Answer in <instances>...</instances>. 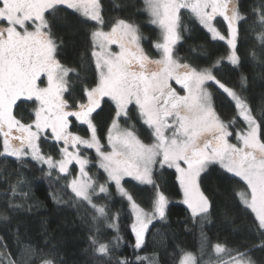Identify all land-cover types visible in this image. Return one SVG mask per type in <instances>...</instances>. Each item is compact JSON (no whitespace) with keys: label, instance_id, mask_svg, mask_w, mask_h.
Segmentation results:
<instances>
[{"label":"snow or ice","instance_id":"1","mask_svg":"<svg viewBox=\"0 0 264 264\" xmlns=\"http://www.w3.org/2000/svg\"><path fill=\"white\" fill-rule=\"evenodd\" d=\"M143 5L150 23L159 29L152 42L158 53L155 57L142 47L144 37L130 19L117 18L104 30L101 0H0V157L18 161L30 157L47 166L46 175L55 171L57 180L66 181L73 206H86L92 213L90 219H82L91 224L89 247L97 264H111L113 248L122 240L115 222L119 213L110 215L106 204L97 203L101 194L110 195L111 185L131 209L134 250L143 247L153 221L166 220L169 201L153 178L157 166L175 170L182 202L194 222H206L212 208L201 189L202 173L219 165L239 178L235 196L254 217L260 243L253 247L264 250V104L257 115L248 97L242 95L248 82L243 74L239 91L222 83L214 74L219 60L200 68L181 62L175 54L182 39L178 29L183 10L213 40L226 41L228 62L239 66L237 40L240 25L247 23L248 17L239 0H143ZM67 10H71L68 16L82 17L80 23L92 21L96 25L91 31L90 51L95 81L83 87L79 96L74 95L72 77L79 79L80 73L61 63V45L53 32L56 14ZM252 15L260 28L256 38L264 49V0L252 9ZM218 17L226 22V33L217 28ZM113 45L119 50L113 51ZM252 57L258 59L256 52ZM210 81L224 95L214 98ZM217 99L234 105L231 119L218 112ZM18 102L30 103L27 118L18 116ZM109 103L107 118L98 119ZM74 122L86 125L87 135L73 132ZM101 128L105 129L103 136ZM42 139L59 145L58 159L42 152ZM89 149L95 151V166L103 171V182L90 172L92 159L85 154ZM73 165L78 166L75 174ZM126 177L153 187L150 211L124 187ZM16 190V185L11 186L13 194ZM56 199L64 202L62 197ZM101 221L116 230L111 240L102 238ZM7 247L0 244V264H55L29 245L17 257L6 252ZM213 248L216 264H257L248 254L251 248L242 252L219 243ZM224 255L227 260L222 259ZM145 262L154 264L138 254L135 262L116 260V264ZM178 264L199 261L193 253L182 251Z\"/></svg>","mask_w":264,"mask_h":264},{"label":"trees","instance_id":"2","mask_svg":"<svg viewBox=\"0 0 264 264\" xmlns=\"http://www.w3.org/2000/svg\"><path fill=\"white\" fill-rule=\"evenodd\" d=\"M259 3L260 0H239L242 12L248 17L247 23L240 25L237 40L241 61L239 66L228 62L227 43L213 40L210 33L183 10L179 28L182 39L175 48V54L181 62L200 68L211 67L219 60L220 64L214 69V74L222 83L238 91L241 75L246 76L248 82L242 95L248 97L257 115L260 106L264 104V49L256 38L260 28L255 24L252 9ZM101 4L105 31L117 18L130 19L140 28L144 37L142 46L146 52L156 56L152 42L156 40L159 31L150 24L148 14L143 11V0H101ZM70 12L67 10L56 14L53 32L61 45V63L76 68L80 73L79 79L72 77L74 95L79 96L83 87L91 86L95 81L90 51L91 31L96 25L92 21L80 23L83 18L68 16ZM218 26L222 33H226L224 24L218 23ZM253 51L257 54V60L252 57ZM209 87L214 98L224 95L214 83H210ZM109 107L110 103L104 105L105 111L98 119L107 118ZM216 107L226 120L235 115L232 103H221L217 99ZM31 110L30 103L18 102V116L27 118ZM72 131L84 136L87 135V126L74 122ZM104 132L105 129L101 128L100 135L103 136ZM142 138L146 139L143 133ZM40 147L43 153L59 158V145L51 140L42 139ZM85 154L92 159L91 174L99 176L103 182V171L95 166V152L86 150ZM47 171L46 166L32 160L18 161L12 157H0V244H6V252L12 253L13 257H17L21 249L29 245L39 249L40 255L54 260L55 264H97L89 247L91 224L82 219H90L92 213L86 206H73V194L65 187L66 181L57 180L55 171L51 176L46 175ZM72 171L75 174L76 167ZM153 178L169 201L166 220L153 221L145 235V243L139 250H134L135 235L130 227L133 216L127 200L111 185L110 195L105 197L101 194L97 201L108 206L110 215L119 213L115 222L122 240L113 248L111 264H116V260L122 258L135 262L137 254L148 257L154 264H178L182 251L193 253L199 264H203L209 259L218 261L213 248L217 243L242 252L251 248L248 254L257 264H264V250L253 247L260 243L253 223L254 217L249 214L250 210H244L235 196L240 187L237 183L239 178L224 172L218 165L210 166L202 174L201 189L212 204L210 215L203 223L199 220L194 222L190 211L180 203L182 192L175 179V170L157 167ZM13 185L17 186L15 194L11 191ZM124 186L141 207L146 211L151 210L154 197L151 185L125 180ZM56 197H62L64 202L58 203ZM14 205L21 207L16 208ZM99 227L105 240H111L117 235L115 229L106 226V222H99ZM232 254L235 255V251ZM222 259L227 260L228 256L224 255Z\"/></svg>","mask_w":264,"mask_h":264},{"label":"rangeland","instance_id":"3","mask_svg":"<svg viewBox=\"0 0 264 264\" xmlns=\"http://www.w3.org/2000/svg\"><path fill=\"white\" fill-rule=\"evenodd\" d=\"M149 21H150V18H149ZM218 23H222V24H224L225 25V27L227 28V26H226V22H224L223 20H222V18H217V20L215 21V24H216V26H217V28L220 30V28H219V26H218ZM151 24V23H150ZM152 25V24H151ZM152 26H154L155 28H157L155 25H152ZM157 30L159 31V29L157 28ZM179 30V29H178ZM180 31V30H179ZM221 31V30H220ZM211 35V34H210ZM220 41V40H219ZM181 42V40L180 41H178V43L177 44H179ZM223 42H225L226 43V41H223ZM142 43V42H141ZM143 47V46H142ZM175 48H176V46H175ZM112 49H113V51H118L119 49H118V47L116 46V45H113L112 46ZM158 55V53H156V56ZM154 56V55H153ZM155 57V56H154ZM210 83H214V82H208V87H209V84ZM175 87H179V86H176V85H174ZM209 91H211L210 90V87H209ZM78 123V122H77ZM89 150H93V149H89ZM94 151V150H93ZM95 152V151H94ZM12 158H14V157H12ZM14 159H16V158H14ZM23 160H31V158L30 157H27V158H24ZM33 161V160H32ZM34 162H36V161H34ZM38 163V162H37ZM38 164H40V163H38ZM40 165H42V164H40ZM44 166H46V165H44ZM219 166V165H218ZM47 167V166H46ZM73 167H76V169H77V171H78V166H76V165H73V166H71V168H73ZM157 167H159V166H157ZM157 167H156V169H157ZM155 169V170H156ZM154 170V171H155ZM174 170V169H173ZM203 174V173H202ZM230 174V173H229ZM232 175V174H231ZM125 180H132V181H135V180H133L132 178H130V177H126L125 178ZM135 182H137V181H135ZM139 183V182H138ZM125 187V186H124ZM183 194H182V199H181V201H180V203L182 204V205H184L186 208H187V205H185V204H183ZM169 204V203H168ZM168 206V205H167ZM167 209V208H166ZM188 209V208H187ZM189 210V209H188ZM190 211V210H189ZM163 222V221H162ZM215 255H216V253H215ZM216 260L215 261H212V259H209V260H206L205 262H203V264H216Z\"/></svg>","mask_w":264,"mask_h":264},{"label":"water","instance_id":"4","mask_svg":"<svg viewBox=\"0 0 264 264\" xmlns=\"http://www.w3.org/2000/svg\"><path fill=\"white\" fill-rule=\"evenodd\" d=\"M16 112H17V109H16Z\"/></svg>","mask_w":264,"mask_h":264}]
</instances>
